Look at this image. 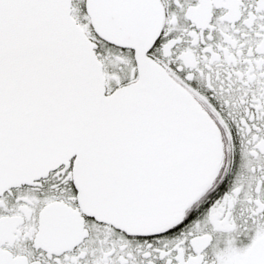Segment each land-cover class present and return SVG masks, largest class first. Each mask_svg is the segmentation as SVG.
<instances>
[{"label": "snow or ice", "instance_id": "1", "mask_svg": "<svg viewBox=\"0 0 264 264\" xmlns=\"http://www.w3.org/2000/svg\"><path fill=\"white\" fill-rule=\"evenodd\" d=\"M0 264H264V0H0Z\"/></svg>", "mask_w": 264, "mask_h": 264}]
</instances>
